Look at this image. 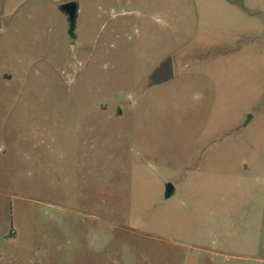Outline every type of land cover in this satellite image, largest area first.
<instances>
[{
    "label": "rangeland",
    "instance_id": "374dc122",
    "mask_svg": "<svg viewBox=\"0 0 264 264\" xmlns=\"http://www.w3.org/2000/svg\"><path fill=\"white\" fill-rule=\"evenodd\" d=\"M0 264H264V0H0Z\"/></svg>",
    "mask_w": 264,
    "mask_h": 264
},
{
    "label": "water",
    "instance_id": "95a60500",
    "mask_svg": "<svg viewBox=\"0 0 264 264\" xmlns=\"http://www.w3.org/2000/svg\"><path fill=\"white\" fill-rule=\"evenodd\" d=\"M63 12L69 17L70 21H73L75 18V14L77 11L76 3L73 1L67 2L62 7ZM174 76V69H173V62L170 57L165 58L162 60L151 72L149 75V84L150 85H157L164 83ZM174 192V187L172 184L167 183L165 186V197H169Z\"/></svg>",
    "mask_w": 264,
    "mask_h": 264
},
{
    "label": "flooded vegetation",
    "instance_id": "af4514ba",
    "mask_svg": "<svg viewBox=\"0 0 264 264\" xmlns=\"http://www.w3.org/2000/svg\"><path fill=\"white\" fill-rule=\"evenodd\" d=\"M77 12V11H76ZM67 16V15H66ZM68 21H69V26H70V30L73 31L74 25H75V18H76V14H75V18L73 19V21H70L69 17L67 16Z\"/></svg>",
    "mask_w": 264,
    "mask_h": 264
},
{
    "label": "crops",
    "instance_id": "0c3cea01",
    "mask_svg": "<svg viewBox=\"0 0 264 264\" xmlns=\"http://www.w3.org/2000/svg\"><path fill=\"white\" fill-rule=\"evenodd\" d=\"M22 0H18V2H21ZM174 193V192H173Z\"/></svg>",
    "mask_w": 264,
    "mask_h": 264
}]
</instances>
